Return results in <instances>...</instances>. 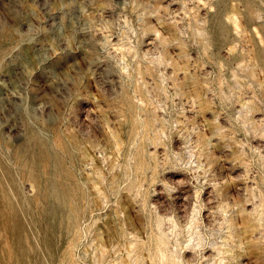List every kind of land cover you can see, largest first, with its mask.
Here are the masks:
<instances>
[{
  "label": "rangeland",
  "instance_id": "rangeland-1",
  "mask_svg": "<svg viewBox=\"0 0 264 264\" xmlns=\"http://www.w3.org/2000/svg\"><path fill=\"white\" fill-rule=\"evenodd\" d=\"M0 264H264V0H0Z\"/></svg>",
  "mask_w": 264,
  "mask_h": 264
}]
</instances>
